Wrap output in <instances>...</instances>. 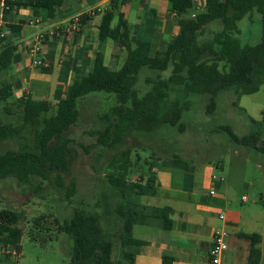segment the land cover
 I'll return each mask as SVG.
<instances>
[{
	"label": "trees",
	"instance_id": "1",
	"mask_svg": "<svg viewBox=\"0 0 264 264\" xmlns=\"http://www.w3.org/2000/svg\"><path fill=\"white\" fill-rule=\"evenodd\" d=\"M129 0H111L97 27L100 42L111 40L124 49L126 58L122 66L110 70L98 51L92 70L73 79L64 98L52 105L47 100H33L30 95L18 100L21 114L20 127L0 124V180L14 179L25 183L30 178L49 181L53 173L68 172L72 162L73 149L67 131L78 119L77 102L87 95L102 92L114 96L117 105L111 113L114 123L103 132L96 133V143L112 151L128 139L144 135L154 136L163 126L180 132L183 114L189 102L179 101L189 95L207 97L206 114H212L216 97L221 92L233 90L235 106L243 95L256 93L264 85V0H204V9L189 15L194 7L193 0H168V11L176 18L178 34L162 51L151 54L148 40L129 38L127 22L118 6ZM9 11L4 12L6 20L14 7L26 6L44 11L47 18H53L60 6L59 0H27L24 3L4 1ZM260 15L262 36L254 46H242L236 38L237 22L251 12ZM117 18L115 26L111 23ZM87 16H80L82 24ZM219 21L221 30L202 44L198 37L211 22ZM11 34L19 26L7 25ZM9 35L0 39V73L5 74L12 66L16 46ZM133 43V44H131ZM172 66L171 75L165 80L151 82L150 89L140 98L133 90L140 70L147 68L165 71ZM12 96V85L0 84V100ZM128 105V106H127ZM127 106V107H126ZM52 112L50 117H44ZM264 122V111L262 112ZM254 129L248 135L238 138L229 127H219L231 142L250 147L264 155V139L259 124L249 119ZM32 129V143L26 141L23 131ZM23 140L18 149H3L7 141ZM131 148H121L112 153L105 167L107 190L102 194L106 212L118 227L116 235V261H113L114 244L111 236L100 226L94 214L74 210L68 220L55 219L57 230L72 241L71 264H134V248L144 244L132 235L134 225H146L159 221L164 230L171 229L170 210L140 205L137 200L154 195L155 176L152 166L148 167L145 183L127 181L132 166ZM176 160V156H173ZM58 175V174H57ZM59 178L58 176H56ZM60 185V184H58ZM23 216L9 209H0V245L15 246L22 237L18 226ZM248 243L246 264H259L261 237L258 234H237ZM164 264L171 260L164 259Z\"/></svg>",
	"mask_w": 264,
	"mask_h": 264
},
{
	"label": "rangeland",
	"instance_id": "2",
	"mask_svg": "<svg viewBox=\"0 0 264 264\" xmlns=\"http://www.w3.org/2000/svg\"><path fill=\"white\" fill-rule=\"evenodd\" d=\"M194 4L201 9L199 11L204 9L201 0ZM130 6L128 21L132 25L139 6H142L136 1L131 2ZM166 21L170 27L177 25L176 20L172 21L169 17H166ZM237 29L236 38L242 46L258 44L262 36L260 15L256 11L251 12L237 22ZM220 30L219 21L211 22L198 37V43L210 40ZM170 37L173 38L171 32L167 40ZM162 47L160 41L156 50ZM122 57L113 71L124 63L125 51L121 53ZM50 70L49 73H43L33 69L19 78L11 73H0V84L8 82L12 85L18 79V85L14 84L12 89V96L6 101L0 100V124L20 127L18 100L27 95L33 100H47L52 105L66 95V86L61 95L56 92V87L45 90L38 85L40 80L55 81L56 73L51 67ZM171 70L172 66L165 71L141 69L133 86L136 96L142 97L150 89L151 82L167 79ZM235 99L233 90L219 93L215 110L208 115L205 113L206 96L181 97L179 101L190 104L183 114L181 132L163 126L154 136L129 138L128 143L112 151L98 145L95 134L114 123L111 113L117 105L114 96L98 92L79 99V119L66 133V137L71 140L69 146L73 149L69 171L53 173L49 181L38 178H30L25 183L10 178L0 180V209L16 211L23 216L18 224L22 229L20 242L16 247L0 245V264H71L72 241L57 230L55 219L59 222L68 220L75 209L98 217L100 226L112 238V259L116 261L118 227L106 212L102 194L107 190L106 164L112 153L121 148H131L129 158L132 166L127 175L129 183H145L148 167L152 166L154 176L156 171L163 169L172 173L174 182L180 176L187 178L189 183L192 181L193 192L205 197L206 201H210V190L215 197H223L225 206H215L213 213H226L229 221L236 224L237 231L259 234L260 264H264V155L250 147L234 144L225 132L218 130L219 127H229L233 134L241 138L254 129L249 120L252 119L259 124L261 138L264 139V85L254 94L241 96L234 106ZM52 114L50 112L44 117ZM32 133V129L23 131L29 144L32 143ZM22 142L7 141L3 149H18ZM173 156L177 157L176 160ZM206 167L212 171L210 178L204 180L202 171ZM242 197H245V202L241 201ZM158 201L149 197L137 200L144 205L162 206L166 203ZM194 218L199 220L202 216L196 213ZM210 220L214 224L215 219ZM219 225L216 231L222 229Z\"/></svg>",
	"mask_w": 264,
	"mask_h": 264
},
{
	"label": "crops",
	"instance_id": "3",
	"mask_svg": "<svg viewBox=\"0 0 264 264\" xmlns=\"http://www.w3.org/2000/svg\"><path fill=\"white\" fill-rule=\"evenodd\" d=\"M9 1L24 3L27 0ZM59 1L61 4L55 9L53 18H47L44 11L26 6L14 7L6 20L3 18L4 13L0 16L1 22L6 26L20 27V30L13 34L7 30L6 36L9 35L11 42L16 46V51L12 66L6 73H11L15 78H19L26 71H33V69L49 73L51 67L56 73L55 81L37 80L38 85L45 90L56 87V92L61 94L65 86L68 90L74 78L87 75L92 70L98 51L103 56L104 64L112 70L117 66L119 60L123 59L121 53L124 52V49L109 39L103 42L98 39L97 27L102 15L110 9L109 2L111 0ZM133 1L140 2L142 8L139 6L135 21L131 25L128 16ZM193 2H198V0H193ZM199 10L201 9L195 7L194 4L189 15L192 16ZM90 11H94L95 14L88 15ZM118 12L127 22L129 38L131 40H148L151 45V54L165 48L171 40V37L167 40L170 32L172 37L178 34V26L170 27L166 21V17L171 18L172 21L176 20L173 14L168 11V0H129L124 5L118 6L116 13ZM78 15L87 16V18L82 24L79 23L76 32L68 33L66 27L69 21ZM97 17L99 19L96 20ZM34 20H37V23L30 25L29 22ZM116 22L117 18L115 17L111 25L115 26ZM53 32H56L54 37L50 36ZM39 35L44 36L45 41L38 55L31 58L27 54V49ZM160 41L163 47L156 50ZM14 84L18 85V79L12 83V89ZM67 90L65 91L67 92ZM64 97L65 95L59 99ZM211 171L210 167L203 169L204 180L210 178ZM155 179L154 195L143 197L158 199L161 202H166L165 205L139 204L148 207L168 208L172 222L171 229L164 230L159 221L146 225H134L132 227L133 237L144 241L143 245L133 250L134 264H164V259L171 260L169 264H207L212 237L218 228V223L219 227L228 231V249L222 256L221 264L247 263L248 243L239 239L237 234L253 233L237 231L236 224L229 221L226 213L219 212L216 213L217 215L213 213L215 206H225L223 197H215V194L210 195V191H212L210 190L208 193L210 201H206L205 197L193 192L192 181L189 183L187 178L180 176L179 180L174 182L172 173L167 170L156 171ZM212 179L214 178L212 177ZM241 201L245 202L246 199L242 200L241 198ZM196 213L200 214L202 219H195ZM219 214L224 215V221L218 218ZM212 218L215 219L214 224L210 220ZM260 262L261 256L259 264Z\"/></svg>",
	"mask_w": 264,
	"mask_h": 264
},
{
	"label": "built area",
	"instance_id": "4",
	"mask_svg": "<svg viewBox=\"0 0 264 264\" xmlns=\"http://www.w3.org/2000/svg\"><path fill=\"white\" fill-rule=\"evenodd\" d=\"M5 0H0V14L3 15L5 11H9V6L5 5L4 3ZM96 12H99V10H96ZM94 11H90L88 15H94ZM192 15L191 17H193ZM80 15L73 17L67 27L66 31L68 33H73L78 30L79 27V19ZM37 23V20L29 22L30 25ZM7 29L6 25L1 22V16H0V39H3L7 35ZM56 32L53 34H50V36L54 37ZM45 41L44 36L39 35L37 36L29 45L27 49V54L29 57L33 58L38 55V53L41 51L43 42ZM210 195H214L213 191H210ZM245 198L242 197V200ZM218 218L222 221L225 220V217L223 214H219ZM227 238H228V231L225 228H222L219 231H216L212 237V245L209 249L208 252V262L207 264H221V259L223 254L227 251L228 249V243H227Z\"/></svg>",
	"mask_w": 264,
	"mask_h": 264
}]
</instances>
